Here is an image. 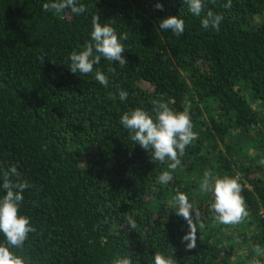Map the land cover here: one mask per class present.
Segmentation results:
<instances>
[{
	"label": "trees",
	"instance_id": "obj_1",
	"mask_svg": "<svg viewBox=\"0 0 264 264\" xmlns=\"http://www.w3.org/2000/svg\"><path fill=\"white\" fill-rule=\"evenodd\" d=\"M45 2L0 0V167L16 165L33 185L19 214L36 229L12 250L27 264H151L156 253L175 264H264V0H206L223 16L218 31L182 0H80V15L45 12ZM169 16L184 19L182 36L159 29ZM96 17L127 37L128 63L94 65L107 88L67 66ZM121 89L126 101L109 98ZM160 101L188 112L197 134L175 170L151 161L119 122ZM206 170L238 177L248 213L239 223L215 219L214 196L200 190ZM163 171L173 179L162 185ZM177 190L203 225L191 250Z\"/></svg>",
	"mask_w": 264,
	"mask_h": 264
},
{
	"label": "clouds",
	"instance_id": "obj_2",
	"mask_svg": "<svg viewBox=\"0 0 264 264\" xmlns=\"http://www.w3.org/2000/svg\"><path fill=\"white\" fill-rule=\"evenodd\" d=\"M187 12L200 18L203 29L219 30L223 16L212 10L205 11L206 0H182ZM231 7V0L225 4ZM157 10H163V3L155 4ZM45 12L62 14L69 10L71 14L80 15L87 11L80 0H47L43 4ZM159 29L163 32H171L176 36H182L185 32V21L180 16H169L159 21ZM126 34H117L115 28L108 23H101L98 17L92 21L90 41L78 50H73L68 56L70 63L67 65L73 74H93L94 79L105 88L109 85L108 77L94 65H99L102 58L114 64L118 62L121 67L128 63L123 55L125 52L122 43ZM114 71V69H109ZM126 101L128 92L119 90L117 94H110L109 98ZM120 124L127 130L130 139L144 149L151 161H159L164 164L167 161L168 168L175 170L180 164L179 157L184 156L185 149L196 138L193 131L191 117L186 111H175L168 102L160 101L153 104L148 111L137 107L129 109L120 117ZM173 177L169 171H163L158 177L159 184H168ZM33 187L28 180L18 171L16 165L8 168L0 167V233L6 239V244H0V264H27L25 257L17 254L12 249H21L24 246L29 233L36 231L30 222V218L19 214V209L25 197L24 192ZM200 190L211 193L214 201L210 208L215 213V219L224 225L237 224L248 215L245 202L241 197V185L238 177H218L210 171H205L200 182ZM175 214L186 221L188 231L182 237L187 250L197 246V225L200 224V213L193 208L188 196L177 190L173 197ZM194 213V215H193ZM128 227L136 229L137 223L132 216L126 217ZM112 264H132L128 257H117ZM151 264H175L170 255L156 253Z\"/></svg>",
	"mask_w": 264,
	"mask_h": 264
},
{
	"label": "rangeland",
	"instance_id": "obj_3",
	"mask_svg": "<svg viewBox=\"0 0 264 264\" xmlns=\"http://www.w3.org/2000/svg\"><path fill=\"white\" fill-rule=\"evenodd\" d=\"M261 106H262V108L261 109H263V112H264V104H260ZM206 114V113H205Z\"/></svg>",
	"mask_w": 264,
	"mask_h": 264
}]
</instances>
